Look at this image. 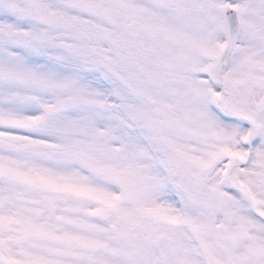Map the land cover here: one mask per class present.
I'll return each mask as SVG.
<instances>
[{
  "label": "snow or ice",
  "instance_id": "1",
  "mask_svg": "<svg viewBox=\"0 0 264 264\" xmlns=\"http://www.w3.org/2000/svg\"><path fill=\"white\" fill-rule=\"evenodd\" d=\"M0 264H264V0H0Z\"/></svg>",
  "mask_w": 264,
  "mask_h": 264
}]
</instances>
